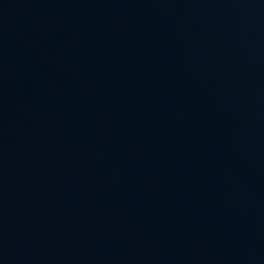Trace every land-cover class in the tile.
<instances>
[{
  "label": "water",
  "instance_id": "water-1",
  "mask_svg": "<svg viewBox=\"0 0 264 264\" xmlns=\"http://www.w3.org/2000/svg\"><path fill=\"white\" fill-rule=\"evenodd\" d=\"M0 264H264V0H0Z\"/></svg>",
  "mask_w": 264,
  "mask_h": 264
}]
</instances>
